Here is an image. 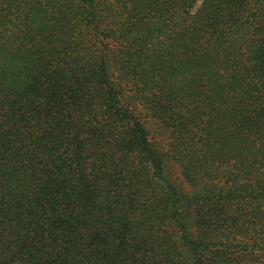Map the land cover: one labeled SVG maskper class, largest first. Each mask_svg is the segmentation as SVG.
Wrapping results in <instances>:
<instances>
[{
	"label": "trees",
	"instance_id": "16d2710c",
	"mask_svg": "<svg viewBox=\"0 0 264 264\" xmlns=\"http://www.w3.org/2000/svg\"><path fill=\"white\" fill-rule=\"evenodd\" d=\"M0 264H264V0H0Z\"/></svg>",
	"mask_w": 264,
	"mask_h": 264
}]
</instances>
